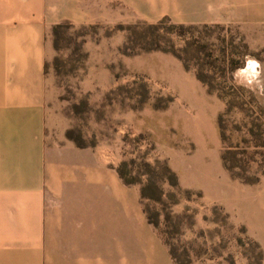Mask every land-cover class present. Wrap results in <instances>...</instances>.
I'll return each instance as SVG.
<instances>
[{
  "label": "rangeland",
  "instance_id": "1",
  "mask_svg": "<svg viewBox=\"0 0 264 264\" xmlns=\"http://www.w3.org/2000/svg\"><path fill=\"white\" fill-rule=\"evenodd\" d=\"M162 1L115 0L49 27L47 131L100 149L116 172L126 162L178 263L264 264V15H252L264 0Z\"/></svg>",
  "mask_w": 264,
  "mask_h": 264
},
{
  "label": "crops",
  "instance_id": "2",
  "mask_svg": "<svg viewBox=\"0 0 264 264\" xmlns=\"http://www.w3.org/2000/svg\"><path fill=\"white\" fill-rule=\"evenodd\" d=\"M113 1L0 0V264H177L148 221L140 188L100 149L47 131L49 27L90 20ZM183 1L164 0L159 10ZM210 1L206 9L219 2ZM252 13L262 17L264 6ZM196 121L202 140L209 121Z\"/></svg>",
  "mask_w": 264,
  "mask_h": 264
},
{
  "label": "trees",
  "instance_id": "3",
  "mask_svg": "<svg viewBox=\"0 0 264 264\" xmlns=\"http://www.w3.org/2000/svg\"><path fill=\"white\" fill-rule=\"evenodd\" d=\"M166 19V18H165ZM57 28L58 26H55L53 27V31L56 33L57 31ZM184 26L183 25H180V31L183 32L182 30H184ZM157 48H160V47H157ZM209 64H214V61L211 60V61H208ZM196 76L197 78L203 82L204 84H207L209 85L208 87V92H212L213 91V88L210 86V80H209V76L207 75H204L200 72H197L196 73ZM67 138L71 139L74 141V143L78 146V147H85L87 145H85L82 140H78L74 137H71L70 135H67ZM132 164H135V161L132 160L130 161ZM124 165H126V162L123 161L121 162V164L117 167V172L120 176V178L125 181L126 183H134L136 182V180H133V179H129L127 176H126V173L124 171ZM225 167L231 172V175L235 178H239L240 180L246 182V183H255L258 181V177H255V178H248L246 176H243V175H240L238 173H235L233 172V167L230 166L229 164L225 163ZM165 170H167L171 176V184L175 187H178V179H177V176L176 174L168 167V165L165 163ZM146 185H142L141 186V190H140V194H141V198H145V197H149V198H152V196H149L147 194V191H146ZM145 213L147 214V218H148V221L157 229V223L156 221L153 220V218L148 214V211L145 209ZM166 242V241H165ZM172 258L176 261L177 264H180L177 262L176 260V257L174 256V254L172 252H170Z\"/></svg>",
  "mask_w": 264,
  "mask_h": 264
}]
</instances>
